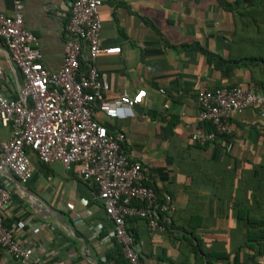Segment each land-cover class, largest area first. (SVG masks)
<instances>
[{"label":"crops","instance_id":"obj_1","mask_svg":"<svg viewBox=\"0 0 264 264\" xmlns=\"http://www.w3.org/2000/svg\"><path fill=\"white\" fill-rule=\"evenodd\" d=\"M71 1L0 0V14L9 16L21 4L23 26L36 37L51 72L63 63ZM236 1L244 0H224ZM100 18L101 46L120 49L95 61L109 85L106 99L139 90L146 97L130 117L110 118L97 107L94 117L119 138L128 160L142 166L146 184L173 203L162 233L151 232L142 219H126L142 264H264V255L245 242L248 224L264 222V182L252 178L253 166L264 163V117L254 108L232 116L234 133L222 146L189 141L204 131L200 90L249 82L244 69L224 79L195 47L224 60L240 58L245 44L260 37L253 29L235 36L234 16L217 0H103ZM0 68V94L15 99L23 80L1 39ZM9 133L0 129V142ZM28 158L31 178L24 184L0 163L2 185L11 194L3 223L19 244L45 264H109L107 256L122 263L97 188L81 179L79 166L46 165L31 152ZM206 255L221 258L208 261ZM0 264L18 263L0 252Z\"/></svg>","mask_w":264,"mask_h":264},{"label":"built area","instance_id":"obj_2","mask_svg":"<svg viewBox=\"0 0 264 264\" xmlns=\"http://www.w3.org/2000/svg\"><path fill=\"white\" fill-rule=\"evenodd\" d=\"M102 4L103 0L71 1L63 63L53 72L42 63L36 37L23 26L21 4H15L10 16L0 14V39L23 80L15 99L0 94V129L10 130L8 139L0 142V163L23 184L31 178L29 152L46 165L58 162L66 170L78 165L81 179L97 188L103 211L112 224L108 237L120 246L123 264H142L125 227L126 219H142L151 232L162 233L164 226L158 214L173 211V203L170 196L160 200L146 185L142 166L128 160L119 138L94 117L96 107L110 118L130 117L132 108L146 97L145 91L139 90L134 95L106 99L109 85L95 61L101 54H117L120 49L100 44ZM196 102L198 119L213 129L208 132L204 127L203 132L191 134L189 141L196 146L223 144L222 137L234 133L232 116L249 108L264 117V90L255 92L238 86L202 89L196 94ZM10 199L0 174V252L18 264H45L31 249L21 246L4 225L3 210ZM100 231V227L95 228L97 235Z\"/></svg>","mask_w":264,"mask_h":264},{"label":"trees","instance_id":"obj_3","mask_svg":"<svg viewBox=\"0 0 264 264\" xmlns=\"http://www.w3.org/2000/svg\"><path fill=\"white\" fill-rule=\"evenodd\" d=\"M217 1L225 11L232 13V15L234 16L233 19L238 28V30L233 33L235 36L238 35L239 32L241 33L245 32V34H250V32L248 31L250 29H253L251 33H255L260 38L258 39L251 38L250 41L246 43L244 46L246 53L244 54L243 57L240 58H231L224 60L222 57L218 55H214L211 52L202 49L200 47H195V50H197L202 56H204L207 64L212 66L216 71H218L224 79L231 78L233 71L236 69L247 70L249 74L248 84L237 85V86L246 89H251L255 92H261L264 90V0H244L243 2L236 1L233 5L226 4L224 0H217ZM228 87H236V85H229ZM204 127L205 130L208 132L213 131L212 127L209 124H206V126ZM232 136L233 134L223 136L222 137L224 141L223 144H225L228 141H231ZM223 144L214 143L213 145L222 146ZM198 147H204V146H198ZM252 178L253 181L255 182H261V181L264 182V163L259 164L257 166H253ZM157 196L160 200H163V197L158 195V193ZM134 204L138 205V203H134ZM164 215L165 214H158V219L163 224L165 231L167 227H166V221L163 220ZM248 226H249L248 228L249 234H247V237L245 238V242L247 244L252 242L254 246L257 247L259 251L258 254L264 255V222L248 224ZM255 232H259V233L256 234ZM116 246L118 248L117 252L118 253L120 252V254H122L120 246L118 244H116ZM192 247L194 248L193 251L195 252L199 249V246L196 245ZM206 258L208 261H210L213 258H221V256L206 255ZM106 259L107 261L113 260L116 264L124 263V259L122 263H119L118 260L115 259V257L113 256H107Z\"/></svg>","mask_w":264,"mask_h":264}]
</instances>
